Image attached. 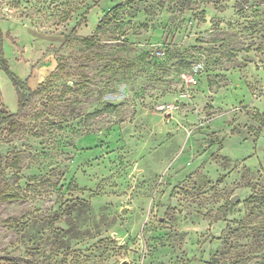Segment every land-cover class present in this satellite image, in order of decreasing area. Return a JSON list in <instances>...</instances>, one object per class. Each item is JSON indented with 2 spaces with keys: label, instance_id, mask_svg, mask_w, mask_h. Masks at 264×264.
<instances>
[{
  "label": "rangeland",
  "instance_id": "obj_1",
  "mask_svg": "<svg viewBox=\"0 0 264 264\" xmlns=\"http://www.w3.org/2000/svg\"><path fill=\"white\" fill-rule=\"evenodd\" d=\"M2 107L0 264L264 263V0H0Z\"/></svg>",
  "mask_w": 264,
  "mask_h": 264
},
{
  "label": "trees",
  "instance_id": "obj_2",
  "mask_svg": "<svg viewBox=\"0 0 264 264\" xmlns=\"http://www.w3.org/2000/svg\"><path fill=\"white\" fill-rule=\"evenodd\" d=\"M85 20V19H84ZM82 21H79V23L76 25V27L74 28L73 31H75L77 29V27L82 24ZM100 24L97 25V29L99 28ZM11 74V73H10ZM11 79L13 81V84L15 86V90H16V95H17V99H18V110H21L23 108L24 105V101L26 100V96H25V91L24 89L27 90L26 94L33 92L32 89H30V87L27 85L26 80L21 81L19 80L17 77L13 76L11 74ZM13 114L7 113L6 109L4 107H2L0 109V125L7 122L8 120H10L12 118ZM12 196V195H9ZM9 196H6L7 198H9ZM259 264H264V263H259Z\"/></svg>",
  "mask_w": 264,
  "mask_h": 264
},
{
  "label": "water",
  "instance_id": "obj_3",
  "mask_svg": "<svg viewBox=\"0 0 264 264\" xmlns=\"http://www.w3.org/2000/svg\"><path fill=\"white\" fill-rule=\"evenodd\" d=\"M238 199H239V195H238V194H235V195H233V196L230 198V200L233 201V202L238 201ZM122 212H124V210H123ZM122 264H129V263H128V261L125 260V261L122 262Z\"/></svg>",
  "mask_w": 264,
  "mask_h": 264
},
{
  "label": "built area",
  "instance_id": "obj_4",
  "mask_svg": "<svg viewBox=\"0 0 264 264\" xmlns=\"http://www.w3.org/2000/svg\"><path fill=\"white\" fill-rule=\"evenodd\" d=\"M183 78L185 79V81H186V82H194V79H193V77H192V76H190V75H188V76L184 75V77H183Z\"/></svg>",
  "mask_w": 264,
  "mask_h": 264
}]
</instances>
